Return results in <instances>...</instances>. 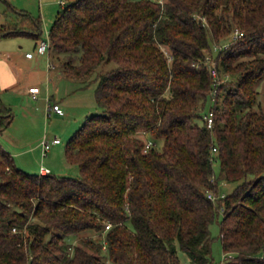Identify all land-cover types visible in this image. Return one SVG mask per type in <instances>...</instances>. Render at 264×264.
<instances>
[{
    "label": "trees",
    "instance_id": "16d2710c",
    "mask_svg": "<svg viewBox=\"0 0 264 264\" xmlns=\"http://www.w3.org/2000/svg\"><path fill=\"white\" fill-rule=\"evenodd\" d=\"M61 5L44 35L39 18L15 10L0 36L48 34L52 67L82 83L98 70L100 112L66 143L78 177L26 172L0 144V264H181L177 247L211 264L215 220L221 264H264V0ZM234 28L242 36L212 48ZM207 56L228 74L208 107L210 128ZM11 117L0 98V132ZM146 138L155 145L145 150ZM219 180L236 185L219 195Z\"/></svg>",
    "mask_w": 264,
    "mask_h": 264
},
{
    "label": "rangeland",
    "instance_id": "374dc122",
    "mask_svg": "<svg viewBox=\"0 0 264 264\" xmlns=\"http://www.w3.org/2000/svg\"><path fill=\"white\" fill-rule=\"evenodd\" d=\"M62 1L68 2V0H0V26L6 22L14 23L17 17L15 10H22L32 17L39 18L40 27L44 35L54 20L57 11L62 8ZM230 40V35H228L216 43V45L220 46L226 42H230ZM35 42L36 40L33 37L24 34L0 36V50L3 53L2 55L10 54L8 57H10L9 60L11 62L28 66L30 64L25 59L24 53L26 51L34 53ZM212 48L214 49L213 45ZM45 54L41 55V72H45L50 62V59L47 57L48 51ZM52 55L55 59L53 62L56 64L58 61L56 54L52 53ZM35 59H37V56H35ZM115 66L114 62H109L103 65L102 68L106 71ZM102 68L100 67L99 70ZM97 71L84 79L87 80V84L84 83V88H76L78 83H74L73 81H69L68 83L66 79L62 81L53 80L46 84L43 77L41 79V95L39 94L36 99H30L26 94L14 92H9L6 95L7 97L5 98L8 101V107L11 109L12 117L8 125L0 132V144L12 154L14 163L18 167L29 173H38L40 165H44L55 174L71 177L79 176L78 166L69 163L65 159L64 149L68 139L82 125L86 117L100 112V108L97 106L95 100V90L98 82L94 78ZM218 78L222 82L228 78V74H218ZM256 88L258 90V102L263 104L264 76L258 82ZM45 94L51 97V99L63 97L60 104L63 110L62 115L47 110L48 100H46ZM209 105L210 100L207 101L206 110ZM43 137L48 140L53 137L60 139L59 144L51 145L46 155H42L40 147V141ZM160 144L161 142H159V146ZM213 168L215 176L218 177V160L213 162ZM235 185L236 183L219 180L218 194L230 193ZM220 218L219 216L218 219ZM209 228L212 240L210 261L211 264H221L224 261V253L219 237V220H215ZM82 235H92L95 239L102 237L99 233L90 230L84 231ZM70 241L75 242L76 238H71ZM177 254L181 264H194L188 255L178 247ZM101 256L103 260L109 263L107 252L102 251Z\"/></svg>",
    "mask_w": 264,
    "mask_h": 264
},
{
    "label": "crops",
    "instance_id": "0c3cea01",
    "mask_svg": "<svg viewBox=\"0 0 264 264\" xmlns=\"http://www.w3.org/2000/svg\"><path fill=\"white\" fill-rule=\"evenodd\" d=\"M39 41V40H38ZM38 41L35 42V52L33 53L32 57H27L24 53V57L26 60L29 61L28 66H24V64H18L15 62H11L8 57L10 54H4L0 50V98L4 102L5 105L8 104V101L5 97L6 95L10 93H17V94H26L30 99H36L39 94L41 93V79L44 77L45 83H49L53 80H59L62 81L63 79H66V81H73L74 83H78L76 88H84L85 84L81 82L80 78H73L68 77L63 73L62 70H60L58 67L55 68L47 66V69H45V72H41V55L36 52V45ZM21 47V45H20ZM46 55V54H45ZM35 56H37V59H35ZM47 57L50 59L51 53L48 51ZM53 58V57H52ZM40 64V66H39ZM53 64V63H52ZM52 70V71H51ZM78 81V82H76ZM31 87H37L39 89V93L37 94L36 98H33L30 88ZM70 89V88H69ZM75 90V89H74ZM71 91V89H70ZM41 95V94H40ZM46 100H48L47 108L49 103H55V104H61V98L59 99H51V97L47 96L45 94ZM52 100V101H51ZM51 101V102H50ZM8 106V105H7ZM1 143V142H0ZM59 144V143H58ZM55 145V144H54Z\"/></svg>",
    "mask_w": 264,
    "mask_h": 264
},
{
    "label": "built area",
    "instance_id": "2783aa9c",
    "mask_svg": "<svg viewBox=\"0 0 264 264\" xmlns=\"http://www.w3.org/2000/svg\"><path fill=\"white\" fill-rule=\"evenodd\" d=\"M63 2V1H62ZM242 31L239 30V28H234L233 31L230 34V38L235 39L239 36H242ZM229 45V42H226L225 44H222L220 46H215L214 49L216 51H220L223 48H226ZM49 48V38H48V34H46L45 38H42L38 41L37 45H36V52L39 54H45L47 52ZM27 57H32L33 56V52H26L25 54ZM207 61L210 62V72L211 75L213 76V83H212V89L209 92V100H210V104H213V102L215 101V96H216V92H217V88L219 86V84L221 83V81L218 78V72L217 69L215 67L214 61L212 60V58H210L209 56H207ZM49 67H52V64L49 62L48 63ZM30 92L33 96V98H36L37 94L39 93V89L37 87H31L30 88ZM48 111H54L57 114L62 115L63 114V110L60 107L59 104H51L49 103ZM204 119L206 120V124L207 127H212L213 126V112L211 108H208L207 111L204 113L203 115ZM60 143V139L58 137H53L52 139L48 140L45 137L42 138V140L40 141V147H41V153L42 155H46L48 150L50 149L51 145L53 144H58ZM155 143L152 139L150 138H146V143H145V150L154 146ZM213 152L216 151V148L214 147ZM51 170L44 166V165H40L38 173L41 175H45L50 173ZM209 197L214 198V196L212 194H209ZM109 223L105 225V229H107L109 227Z\"/></svg>",
    "mask_w": 264,
    "mask_h": 264
}]
</instances>
